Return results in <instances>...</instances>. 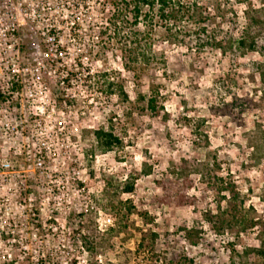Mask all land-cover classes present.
<instances>
[{"label": "rangeland", "instance_id": "obj_1", "mask_svg": "<svg viewBox=\"0 0 264 264\" xmlns=\"http://www.w3.org/2000/svg\"><path fill=\"white\" fill-rule=\"evenodd\" d=\"M76 1L46 22L62 57L27 26L19 52L0 32V264H264L263 58L173 46L158 25L151 48L168 77L142 65L148 41L134 77L133 27L114 34L112 0ZM224 26L263 42L264 0L234 5ZM149 83L158 115L137 96ZM100 128L122 146L102 151ZM217 177L227 192L213 190ZM165 178L192 181L181 191L195 204L161 199L175 192Z\"/></svg>", "mask_w": 264, "mask_h": 264}, {"label": "trees", "instance_id": "obj_2", "mask_svg": "<svg viewBox=\"0 0 264 264\" xmlns=\"http://www.w3.org/2000/svg\"><path fill=\"white\" fill-rule=\"evenodd\" d=\"M213 2L211 6L204 5L201 0H112L111 6L113 12L111 14L110 24L114 28V34L119 35L121 24H130L134 29L130 33V43L135 48L128 50V62L124 64V68L133 73L136 77L137 63L140 62L136 51L140 41H148L147 54L143 55L144 67L160 71L163 66V77H168L166 72V61L162 58L160 64L156 61V55L153 54L151 48V39L156 26L165 32V41L173 46L182 45L187 49L203 53L207 50H220L226 53L235 49H248L251 52H258L264 60V41L259 43L256 38L251 35L249 28H245L239 35H234L235 30L228 29L224 26L228 15L234 16V5L247 3L248 0H210ZM130 16V21L128 20ZM144 26V31L135 30L138 25ZM233 24H236L235 22ZM150 42V43H149ZM134 65V66H133ZM260 68V64L255 63ZM260 83L264 84V69L257 72ZM119 96L124 101H128L127 95L123 88L119 86ZM138 99L145 101V109L154 115H158L163 106L160 104L161 96L157 84L149 83L148 90L145 95L137 94ZM0 97H2L0 95ZM94 137L102 151H110L113 148L122 146V140L113 134L100 128L94 131ZM212 187L210 182L205 184L209 188H213L217 193L227 192L230 182H224L222 178H216ZM173 185L175 192L169 194V191L163 190L161 199L173 203L177 207H185L193 205L196 202L195 196H187L186 192L181 189H191L192 181L188 178L183 181L171 178H165L160 185ZM131 191V190H129ZM189 233V232H188ZM259 251V250H257ZM263 253V251H259Z\"/></svg>", "mask_w": 264, "mask_h": 264}, {"label": "built area", "instance_id": "obj_3", "mask_svg": "<svg viewBox=\"0 0 264 264\" xmlns=\"http://www.w3.org/2000/svg\"><path fill=\"white\" fill-rule=\"evenodd\" d=\"M70 1L0 0V32L7 36L8 47H12L16 52L20 51L18 33L21 28L27 26L31 32L45 36L48 49L62 57L63 50L56 39V29L54 25L46 22L52 18H67ZM73 25L74 23L71 22V29H73ZM42 164L43 161L40 157L33 161L36 168H41ZM2 167L8 168L9 164H3Z\"/></svg>", "mask_w": 264, "mask_h": 264}]
</instances>
